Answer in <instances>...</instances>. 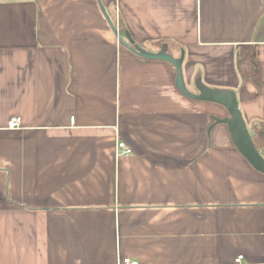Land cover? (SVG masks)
Returning <instances> with one entry per match:
<instances>
[{"label":"crops","instance_id":"obj_1","mask_svg":"<svg viewBox=\"0 0 264 264\" xmlns=\"http://www.w3.org/2000/svg\"><path fill=\"white\" fill-rule=\"evenodd\" d=\"M101 7L264 122V0H0V264H264V175L209 131L225 109Z\"/></svg>","mask_w":264,"mask_h":264},{"label":"water","instance_id":"obj_2","mask_svg":"<svg viewBox=\"0 0 264 264\" xmlns=\"http://www.w3.org/2000/svg\"><path fill=\"white\" fill-rule=\"evenodd\" d=\"M101 11L108 22L109 27L112 29L116 37H118L116 29L102 7ZM118 42L132 54L141 59L148 61H160L170 64L175 70L174 86L184 97L198 102L215 104L224 108L227 113V117L222 119L214 118L209 131L217 124L225 125L231 142L237 151L254 170L264 175V158L253 145L248 128L238 109V102L233 91L225 89H211L206 87L199 79H196L194 82V88L197 93H192L188 91L182 75L181 67L183 55L179 58L172 57L167 52L166 45H163L157 53L147 52L137 46L132 47V41L128 36H126V41L118 37Z\"/></svg>","mask_w":264,"mask_h":264},{"label":"trees","instance_id":"obj_3","mask_svg":"<svg viewBox=\"0 0 264 264\" xmlns=\"http://www.w3.org/2000/svg\"><path fill=\"white\" fill-rule=\"evenodd\" d=\"M133 44V43H132ZM131 46L133 47L134 45ZM238 68L242 75L249 74L252 71L250 61L247 55H240L238 59ZM250 136L253 142V145L257 151L264 158V122L253 123L250 126Z\"/></svg>","mask_w":264,"mask_h":264},{"label":"built area","instance_id":"obj_4","mask_svg":"<svg viewBox=\"0 0 264 264\" xmlns=\"http://www.w3.org/2000/svg\"><path fill=\"white\" fill-rule=\"evenodd\" d=\"M73 119H71V123H73ZM20 126V119L19 118H12L8 121L7 123V129L9 130H15L18 129ZM116 157H121V156H128L132 154V150L122 142H119L116 146V151H115ZM242 260V257H238L236 259V264H239L240 261ZM119 264H138L135 261H131L130 259H121Z\"/></svg>","mask_w":264,"mask_h":264},{"label":"rangeland","instance_id":"obj_5","mask_svg":"<svg viewBox=\"0 0 264 264\" xmlns=\"http://www.w3.org/2000/svg\"><path fill=\"white\" fill-rule=\"evenodd\" d=\"M248 128H249V126H248ZM249 130V129H248Z\"/></svg>","mask_w":264,"mask_h":264}]
</instances>
